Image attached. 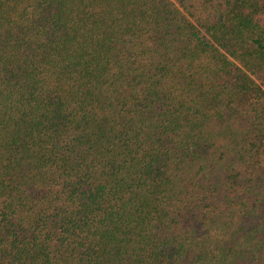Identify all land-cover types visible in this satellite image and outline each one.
I'll list each match as a JSON object with an SVG mask.
<instances>
[{
	"label": "trees",
	"instance_id": "16d2710c",
	"mask_svg": "<svg viewBox=\"0 0 264 264\" xmlns=\"http://www.w3.org/2000/svg\"><path fill=\"white\" fill-rule=\"evenodd\" d=\"M0 264H264V0H0Z\"/></svg>",
	"mask_w": 264,
	"mask_h": 264
}]
</instances>
